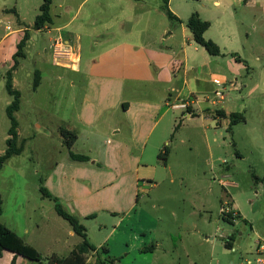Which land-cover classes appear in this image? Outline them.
<instances>
[{
    "label": "rangeland",
    "instance_id": "1",
    "mask_svg": "<svg viewBox=\"0 0 264 264\" xmlns=\"http://www.w3.org/2000/svg\"><path fill=\"white\" fill-rule=\"evenodd\" d=\"M82 1H69L73 10L71 13H76L78 8L80 11L74 26H70L66 32L75 28L84 34L90 31L83 24V18L90 6L99 0H88L80 7ZM165 1L147 0L148 8L145 9L151 13L149 26L155 32L160 28L162 31L166 26L170 28L168 32L174 29L173 38L163 44L180 47L182 37L179 24L171 22L163 11ZM62 2L53 0L51 6L54 19L61 25L72 16L71 13L65 15L59 8ZM100 2L106 4L105 0ZM120 2L124 0H116V4ZM230 2L233 4L235 1ZM42 3L43 0H0V9H9V12L0 11V18H4L0 37L9 22L7 19L11 20L10 24L16 25L12 9H16L19 15L21 13L27 24H32L40 13ZM236 3L235 9L239 10L240 6ZM169 7L183 16L196 12L210 16L209 13L213 12L211 0H171ZM117 11L116 8H103L100 12L108 15ZM60 16L62 18L58 19ZM241 36H245V33ZM59 37L51 42L53 55L46 52L50 44L48 40L36 42L33 37L26 48L27 57L22 59L13 80L14 89L22 94L21 109L15 116L19 123L18 146L23 147V151L10 158L0 172V192L4 199V213L0 221L34 247L44 264L53 255L68 257L82 241L77 234H71L69 222L58 215L54 202L44 197L40 190L44 186V177L54 164L70 160V151L74 153L88 147L87 141H84L70 149L61 134L63 129L71 131L68 126L77 121L78 109L86 91L83 63L87 58L83 57L81 71L56 67L54 63L64 67L74 63V60L78 61L71 45L72 53L60 60L59 64L56 63L54 42ZM61 38L64 40V37ZM260 38L261 43L255 46ZM249 40L248 44L242 43L239 50L248 60L250 69L242 71V76L237 77L239 83H246L249 87L243 90L232 88L225 92V105L213 107L207 102L195 105L197 114L190 119L181 111L174 114L170 109L168 118L160 123L153 137H159L166 128L165 133L170 140L159 151V154L164 152L167 146L169 159L163 157L155 170H151L154 185L147 181L141 187L138 205L120 227L117 222L121 215L113 219L110 214L99 213L97 219L81 220L87 228L89 241L100 244L109 234L111 241L117 236H128L138 251L159 243L155 255L158 264H190L187 253L192 261L199 264H213L216 261L235 264L241 254L250 258L251 264H258L256 257L264 254H256L259 244H264V35L258 37L251 34ZM86 43L88 41L83 40V44ZM38 53L46 55L49 65L39 64ZM37 69L43 72L45 79L35 91ZM229 77L226 81L228 85L236 83L235 77ZM71 81L75 83L74 87L70 86ZM198 89L202 90V87ZM197 98L205 100L207 95L200 93ZM8 99L13 101L4 88L0 100V108H3L0 109V155L7 150L6 139L11 127L5 105ZM201 108L206 110L203 112ZM222 109L230 115L243 114L244 121L231 125L228 115L221 124H217V112ZM218 113L223 114L222 111ZM173 124L176 128L179 125L177 132L170 130ZM167 162L168 165L164 167L163 164ZM115 226L116 233H111ZM25 227L30 230L28 235L24 234ZM232 236L235 252L229 251L225 245V240ZM210 237L214 240L211 241ZM109 245L111 242L106 244L107 247ZM114 254L123 258V262H119V259L115 264H134L126 253L122 254L114 248L111 255L116 257ZM10 255L7 252L3 254L0 264H11L13 258ZM84 259L87 264L99 262L95 252H89ZM148 263L151 264L152 259L141 264ZM18 264L36 263L20 257Z\"/></svg>",
    "mask_w": 264,
    "mask_h": 264
},
{
    "label": "crops",
    "instance_id": "2",
    "mask_svg": "<svg viewBox=\"0 0 264 264\" xmlns=\"http://www.w3.org/2000/svg\"><path fill=\"white\" fill-rule=\"evenodd\" d=\"M69 1L63 0L59 6L65 15L73 11ZM87 1H82L80 7ZM100 1L94 2L83 18V24L90 28L86 34L79 28L71 32L65 31L74 26L79 8L76 13H71L70 20L62 25L58 24L51 13L52 23L41 30H33L35 21L27 24L22 14L19 15L16 9H12L16 16V25L10 24L11 20L7 19L9 22L0 37V100L2 91L6 88L8 72L12 71L13 82L16 72L22 65V59L27 57L26 48L33 37L36 42L48 40L50 44L46 52L49 51L51 54V42L58 36L64 37V41L72 45V49L76 51L73 55L78 59L77 66H71V63L64 67L57 66L52 56V62L56 67L81 71L83 57L87 58L83 63L87 80L86 91L78 109L77 121L68 127L77 134L72 149L78 142L87 141L88 144L87 149L74 153L87 156L90 160L74 161L70 157V160L57 162L44 177V188L59 199L68 213L77 216L80 221L97 219L99 213L110 214L113 219L121 215L117 222L120 227L130 218V214L138 205L141 187L147 181L154 185L151 170H155L158 161L162 160L160 155L164 152L159 154V151L170 140L165 133L166 128L159 137L155 139L153 137L160 123L168 118L169 110H173L174 114L175 111H181L190 119L197 114L195 105L204 102L213 107L225 105L227 100L225 92L232 88L243 90L249 87L246 83H239L237 78L242 76V71L250 69L249 62L242 56L239 47L242 43H249L251 34L258 37L264 35V0H234V3L237 2L236 4L240 6L239 10L235 9L234 3L232 4L230 0H211L213 12L209 13L210 16L198 13L202 20L210 22V28L205 32L206 39L212 40L220 47L222 56H211L203 47L196 44L186 26L190 16H183L171 7L173 13L169 7L171 0H166L167 6L181 21L174 22L169 19L179 24L182 37L180 47L163 44L173 38L174 29L168 32L170 28L166 26L162 31L160 28L155 32L149 26L151 13L145 9L148 8L147 0H124L120 4H116V0H105L106 4ZM103 8H116L118 11L106 15L100 12ZM0 11L9 12V9L3 8ZM163 11L167 15L166 10ZM60 18L62 17H58ZM2 19L4 18H0V26ZM26 33H29L30 38L23 50L24 57L18 58V65L14 68V56ZM244 33L245 36L242 37ZM83 40H87L88 43L83 44ZM261 40L260 38L255 46H259ZM36 57L39 64L49 65V60L43 53H38ZM237 58H240V61ZM36 73L39 74L40 86L45 75L38 69ZM229 75L236 78V83L227 84ZM58 78L61 80V76ZM70 86L74 87L75 83L71 81ZM198 87H202V90ZM200 93L207 95V98L200 101L197 98ZM11 103L12 101L8 99L6 107ZM182 103L188 105L187 110L173 107ZM201 110L204 112L206 109ZM207 111H210L209 108ZM221 111L223 114L218 115ZM218 112L217 124H221L222 119L228 118L230 114L225 109ZM175 124L170 130L177 132L179 125L176 128ZM8 139L9 135L6 142ZM169 155L170 152L167 153L166 159L167 157L169 159ZM167 165L168 162L163 164L164 167ZM113 232L116 233V226L111 233ZM29 233L30 230L25 227L24 234ZM71 234H75L73 230ZM129 238L117 236L111 241L109 234L100 244H93L100 250L111 242L107 247L111 257H114L111 252L115 248L122 254L126 253V257L134 264H141L142 261L150 259L151 264H158L155 255L160 247L159 243L152 244L151 251L143 252L141 249L138 251ZM210 240L213 241V237H210ZM225 241L228 250L234 248L236 251L233 236ZM82 242L83 239L78 245ZM6 252L1 254L0 260ZM260 252L264 251L257 250L256 254ZM7 253L11 254L10 258H14L12 253ZM260 254V257H256L257 260L264 259V254ZM114 255L120 257L117 258L120 259L119 262H123L122 256ZM187 257L190 264H199L192 261L189 253ZM19 258L16 259V264ZM251 261L241 254L235 264L244 262L251 264ZM213 264L221 262L216 261Z\"/></svg>",
    "mask_w": 264,
    "mask_h": 264
},
{
    "label": "trees",
    "instance_id": "3",
    "mask_svg": "<svg viewBox=\"0 0 264 264\" xmlns=\"http://www.w3.org/2000/svg\"><path fill=\"white\" fill-rule=\"evenodd\" d=\"M53 0H43V3L40 7V13L36 17L33 30H41L47 26V24L52 23L51 16V5ZM166 5L164 10H166L169 19L174 22H181L168 8L167 1H165ZM186 26L189 28L193 35V39L198 44V46L203 47L211 56H222V51L220 47L217 46L215 42L212 40H208L205 38V32L210 28V22L204 21L200 18L199 14L193 13L188 19ZM30 38L29 33H26L25 38L18 45V51L14 56V68L18 65V58L24 57V48L26 45V41ZM240 61V58H237ZM37 74V78L34 81V88L39 86V74ZM6 89L10 96L13 97L12 103L7 107V115L11 121V127L9 129V139L7 140V150L4 154L0 155V172L2 171L6 162L15 155H20L23 151V147L18 146V128L19 123L15 116V114L20 110L21 103V93L14 89L12 82V71L10 70L7 74V83ZM244 119L243 114L240 113H232L230 115V124L235 125L240 123ZM61 134L63 135L68 147L70 149L75 144V140H77V134L73 131H68L66 129L61 130ZM165 151L162 155H160V159L166 158L168 153L167 146L165 147ZM70 157L74 161H89V157L78 155L70 152ZM42 194L46 198H50L55 204V210L59 216L69 222L72 227V230L75 234L80 236L83 239V242L78 245L68 256V258H60L56 255L52 256L48 259L46 264H87V261L84 259L89 252H95L98 254L99 262L98 264H115L114 262L118 261L117 258L111 257L109 255V250L107 246H103L100 250L89 241V237L87 234L86 227L81 223L80 219L71 214L62 206L59 199L52 196L44 186L40 188ZM3 214V199L0 193V218ZM229 217H232L230 215ZM152 250V247H148L143 250V252H149ZM10 252L14 255L11 264H16V259L18 257L25 258L29 261L35 262L36 264H44V260L40 253L31 245L27 244L23 238H21L16 232L6 227L0 221V256L4 252Z\"/></svg>",
    "mask_w": 264,
    "mask_h": 264
},
{
    "label": "built area",
    "instance_id": "4",
    "mask_svg": "<svg viewBox=\"0 0 264 264\" xmlns=\"http://www.w3.org/2000/svg\"><path fill=\"white\" fill-rule=\"evenodd\" d=\"M69 48L71 49V46L69 44H67L61 37H59L54 42V55H55V60H56L57 64H59L60 60L66 58L67 56L70 55V53H72V49L70 51ZM77 64H78V61H74V63L72 62L71 65L76 67ZM173 107L187 110L188 105L186 103H182L180 105H175ZM189 116H191V114H189ZM259 245H260L259 246V250L264 251V244L260 243ZM230 250L233 251V252L235 251L234 248H231ZM258 262L262 264V263H264V259L258 260Z\"/></svg>",
    "mask_w": 264,
    "mask_h": 264
}]
</instances>
